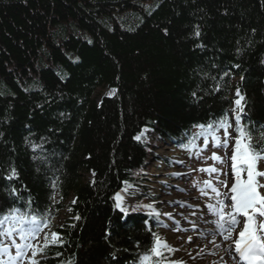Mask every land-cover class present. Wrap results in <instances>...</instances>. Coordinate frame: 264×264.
I'll return each mask as SVG.
<instances>
[{
	"label": "trees",
	"instance_id": "1",
	"mask_svg": "<svg viewBox=\"0 0 264 264\" xmlns=\"http://www.w3.org/2000/svg\"><path fill=\"white\" fill-rule=\"evenodd\" d=\"M261 61L264 0H0V171L20 176L0 178V202L12 183L17 206L48 217L62 244L40 264H138L148 217L121 221L113 195L141 185L156 142L192 150L195 125L230 118L236 89L241 124L264 129ZM103 87L114 94L98 101ZM143 128L150 143L134 139Z\"/></svg>",
	"mask_w": 264,
	"mask_h": 264
},
{
	"label": "snow or ice",
	"instance_id": "2",
	"mask_svg": "<svg viewBox=\"0 0 264 264\" xmlns=\"http://www.w3.org/2000/svg\"><path fill=\"white\" fill-rule=\"evenodd\" d=\"M164 31L167 34V29ZM252 31L255 32V29ZM193 35L196 38L201 36L198 25L195 26ZM88 42L91 43L90 40ZM197 47L204 45L198 44ZM237 51L239 52L240 49ZM235 67L238 68L239 65ZM223 75L228 76L229 72L225 71ZM204 76L212 80L216 79L208 73H204ZM213 90L219 91V86L217 85ZM191 95L194 99H202L199 91H193ZM235 96L237 98L234 100V107L230 110L234 114L233 121L230 122L228 114H225L222 119L207 125H195L200 131L192 137L193 141L203 137L204 150L224 151L225 155L222 157L213 150L210 157L222 167L210 166L193 171L215 174L212 180L205 181L207 189H201V194L209 198L204 221L215 225V229L207 234L213 238L222 237V244H217L216 247L223 246L224 253L236 260V264H239V261H244L246 264H264V168L261 167L264 163V129L257 130L254 125L245 127L241 124L240 113L245 110L242 101L246 98L239 89L235 90ZM221 132L222 136L217 134ZM3 136L4 133L0 132V138ZM143 136L144 132H141L134 139L141 141ZM209 136H211V149ZM30 146L34 152L37 148L42 151V145L30 144ZM33 159L45 162L42 156L34 155ZM225 167L227 171H224ZM0 178L9 182L20 180L18 170L11 164L6 172L0 171ZM125 185L122 192L117 191L112 197L118 213L129 216L130 212L135 213L145 206L151 208V204L144 205L138 202L139 193L136 190L129 191L133 188L132 184L125 182ZM3 192L12 199V204L5 210L4 204L0 202V238H6L8 241L7 243L0 241V264H40L46 249L50 245L62 244V240L55 232L51 233L52 239L49 240V233L44 231L50 228L49 219L42 214H35V210L30 207L33 203L31 200L25 201L24 206L29 209L28 211H23L17 206L16 202L24 198L16 186L12 183L5 184ZM209 213L211 216L208 215ZM74 219L78 220L80 217L75 216ZM194 226L195 222H193ZM145 230L151 233L153 243L150 249L139 256L138 264H149L153 256L162 257V249L171 251L167 243L152 232L151 228ZM212 242L215 243V239ZM188 243H192L191 237L188 238ZM119 251L117 249L111 254L113 259L117 258ZM220 259L223 260L224 257ZM171 264L177 262L171 261Z\"/></svg>",
	"mask_w": 264,
	"mask_h": 264
},
{
	"label": "rangeland",
	"instance_id": "3",
	"mask_svg": "<svg viewBox=\"0 0 264 264\" xmlns=\"http://www.w3.org/2000/svg\"><path fill=\"white\" fill-rule=\"evenodd\" d=\"M112 94L113 90L108 87L99 88L96 91V99L100 100ZM141 132H144L141 141L150 143L152 141L150 129L144 128ZM217 134L222 136V132ZM209 141L211 149V136ZM197 145L196 152L187 154L170 146L166 141L157 142L154 147L157 160L149 163L146 179L140 186L129 189L139 193L138 200L145 198L146 203L151 204V208L148 207V212L144 214L158 216L157 235L171 249V251L161 250L163 256L156 257L157 264L161 261L162 264H171V261H176L177 264H225V262L236 264V260L224 253L223 246L216 247L217 244H222V241L212 242L218 236L213 238L207 234L215 229V225L204 221L209 198L201 194V189H207L205 181L212 180L215 174L207 171H193V169H206L210 166L222 167L210 157L213 150L222 157L225 153L219 149L204 150L203 138L199 139ZM261 167L264 168V163ZM224 171H227L226 167ZM64 213L65 211H62L57 217L59 218L58 226L61 224L60 219L64 217ZM208 215L211 216V213ZM193 222H195L194 227ZM44 231L48 232L49 239H52V231L48 229ZM189 237L192 238V243H188ZM0 241L8 242L6 238H0ZM213 249L220 251V258L224 257V259L218 261Z\"/></svg>",
	"mask_w": 264,
	"mask_h": 264
},
{
	"label": "bare ground",
	"instance_id": "4",
	"mask_svg": "<svg viewBox=\"0 0 264 264\" xmlns=\"http://www.w3.org/2000/svg\"><path fill=\"white\" fill-rule=\"evenodd\" d=\"M109 88V87H108ZM110 89L112 90L113 88L110 87ZM146 217H151V215L149 216H146ZM148 219V218H147ZM145 221H149V220H144L143 223H145ZM179 226V224H177ZM217 241H222V237L218 236L216 239H215V242ZM201 246V245H200ZM199 248V247H198ZM213 253L215 254V257H218V261H220V256H221V253L220 251L216 250V249H213ZM242 264H245L244 262H242Z\"/></svg>",
	"mask_w": 264,
	"mask_h": 264
}]
</instances>
